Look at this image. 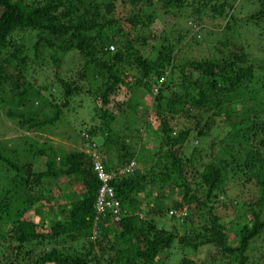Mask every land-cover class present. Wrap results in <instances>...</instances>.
I'll list each match as a JSON object with an SVG mask.
<instances>
[{"label":"trees","instance_id":"obj_1","mask_svg":"<svg viewBox=\"0 0 264 264\" xmlns=\"http://www.w3.org/2000/svg\"><path fill=\"white\" fill-rule=\"evenodd\" d=\"M117 1L129 8L115 19ZM250 2L254 11L241 20L232 14L237 0H0V145L8 137L13 138L8 143L16 146L18 133L20 156L44 158L43 168L33 170L30 163L12 160L8 148L0 147V264H166L163 252L175 249L177 254L207 246L230 257L233 264H264V252L250 249V242L264 228L260 204H246L251 219L235 232L233 245L227 244L212 205L224 197L229 181L254 184L264 197V122L250 117L241 129L233 125L231 139L243 156L236 152L228 161L200 164L191 183L183 174L194 153L186 160L180 156L189 138L200 142L211 137L216 117L228 122V106L242 99L252 80L260 91L250 100L264 112V61H249L234 29L237 23L252 26L257 33L253 45L264 39V0ZM163 15L181 18L178 21L190 18L195 30L201 29L204 19L216 22L215 27L227 36L221 44L229 46L228 53L217 60L178 63L176 45L181 35L171 43L161 32L150 33ZM197 42L195 36L189 41ZM67 59L70 66L64 71ZM47 64L52 78L39 86L33 68ZM255 72L262 74L263 82L253 79ZM153 88L151 112L161 137L152 161L146 162L145 155H137L111 125L123 120L120 116L126 109L135 111L136 91L151 94ZM120 94H129L132 100L115 101ZM82 97L90 99L91 107H86L89 126L80 135L78 149L61 153L44 145L31 150V135H54L58 125L68 123L69 110H76L72 101L79 106ZM176 116L185 123L178 126ZM96 118L100 122L92 123ZM98 141L113 147L116 163L100 160L104 152ZM95 159L107 172L130 164L132 171L110 184L126 214L116 223L105 215L92 240V206L98 188L92 172ZM61 177L72 182L73 192H61L55 184L57 196L48 185L59 183ZM166 184L177 189L178 198L153 211L148 204L136 208L135 194ZM170 193L168 188L162 197ZM164 215L180 219L178 228L187 223L188 232L180 235L174 226L159 225L156 218Z\"/></svg>","mask_w":264,"mask_h":264},{"label":"rangeland","instance_id":"obj_2","mask_svg":"<svg viewBox=\"0 0 264 264\" xmlns=\"http://www.w3.org/2000/svg\"><path fill=\"white\" fill-rule=\"evenodd\" d=\"M115 6L116 8L113 11L115 19L123 17L126 14L125 11L127 8H129L128 5H123L118 1L116 2ZM252 11H254V5L251 4L250 0H237L235 11H233L232 14L234 13L233 15L237 19L244 20ZM179 19L181 18L163 15L161 18L156 20L157 22H155L150 31L151 34L153 32L156 35H159L161 32L162 35L164 34V36H166V39L171 41V43H173V41L177 38L178 33L181 35L182 38L176 45V51L178 52V63H183L185 60L191 59L202 60L210 58L211 60H217L219 57H222L228 53L229 46L224 47L221 44L222 40L227 36L220 32L219 28L215 27L217 25L216 22H211L204 19L201 29L195 30L192 28L193 25L188 22L191 21L190 18H186L185 21H178ZM120 22L121 21H118V24ZM234 29L237 31V34H239V40L242 46L245 48L244 52L247 54L249 61L252 63L264 61V39L262 38L260 44H257L258 46L255 43L253 45L252 40H254V38L257 36V33L252 28V26L249 28H243L241 27L240 23H237ZM193 36H195V39L198 42L195 44H190L189 41ZM149 41H152V39L149 38ZM64 65L65 66L63 70L67 71L70 66L68 59L64 62ZM51 68L52 67L48 64L39 66V70H37V68H33L35 69V74H37L33 75L37 77V84L39 86H43V80L50 81L52 78ZM129 74L132 75L133 72ZM253 79L256 82H263L262 74L258 72L254 73ZM96 84V82H93L92 86L94 87ZM253 87L256 89L253 90ZM257 90L260 91V88H258V86H256L252 80L250 83V88H247V92L243 95L242 99L233 100L230 103V106H228V122L223 121L222 116L220 118L216 117L215 127L211 132L210 138L202 139L200 142L199 140L195 141L189 138L187 143L181 147L180 156L184 160H186V157L189 155L191 156L192 153H194V156H192L194 159L190 161L191 165L185 164L184 166L183 178L186 183H191L196 179V174L201 169L200 164L208 163L212 159H222L228 161L230 154L241 152L240 146L235 142L236 140L231 139L233 125L236 126V129H241L245 125L244 122L250 117H256V120L264 122V112H262L261 108L257 106V103H254L250 100V97L253 96ZM155 91L156 88H153L151 94H148L146 91L138 90L133 96V98H136L135 100H132L129 94L125 96L120 94L114 98L115 101H120L123 98H130L132 103L136 105L134 112L126 109V114L120 116V118L123 120L118 119L113 123V125H111V128L116 132V134L120 136V139L125 140L128 146L134 150L137 155H145L142 160L146 162L152 161L153 154L157 151L158 143L161 137L159 130L156 128L157 122L154 120V115L151 112V100ZM259 97L260 96H258V98ZM81 103L82 104L77 106L78 102L76 100L74 102L72 101L71 106L75 107L76 110L74 112L71 110L72 108L69 110L72 113L69 115L68 112L65 115L68 125L65 123L58 125V127H56L57 132L54 135L47 133H43L41 136L31 135L32 143L24 140L27 143H31V150L35 148L38 151L44 148V145L51 146L53 149L61 151V153L78 149L80 146V135L89 126V112L86 107H91L90 99L87 97H82ZM98 121L99 119L96 118V120L93 119L92 123L96 124ZM175 121H177L178 126H180L181 123H185V121L182 118H179V116H176ZM210 121L212 120L210 119ZM145 123L148 124V127L144 128L142 126H144ZM211 125L213 126L214 122ZM137 130L139 131V134L136 132ZM23 134H21V136ZM61 135H63L65 138H63ZM14 136H16L14 140V144L16 146L8 143L9 141L13 140V138L8 139L7 137L2 142L0 147L8 148L7 155L12 160L16 159L20 164L30 163L33 170H41L43 168L44 158H35L34 155H24V157L20 156L19 154L22 153V150H20L21 148L19 147L20 143L18 139V133H16ZM22 137L24 138V136ZM98 145L101 148V151L104 152L102 153L100 160L103 161L108 158L113 163H116V152H114L113 147L109 148L105 145L103 147L101 141H98L97 146ZM142 150H144L143 154H141ZM240 156H243L242 152ZM170 182V185L173 186V180ZM55 184L61 186V192H73L71 189L72 182L66 181L63 177H61L59 183H51L48 185V188H51L52 191H54V195L60 196V192H56L54 189ZM168 184L158 187L153 186L150 190H144L142 191L143 193L135 194L133 196V203L136 208L138 209L139 206L143 208V205L148 204L149 210L153 211L156 209V207L162 206V202L164 203V201L166 202L172 197L178 198L179 195L177 189L174 187H169ZM168 188H171V193L170 195H167L166 198H163L162 194H165V190ZM225 188L226 192L224 197L213 200L212 205L215 212L214 214L218 217L219 222L222 224L227 234V244L233 245L235 243V232L238 230L240 225H242L244 222L248 223L251 219V215L249 211H247L248 206L246 204L253 202L260 204V206H258L260 210L259 219L264 220V197L260 196L261 194L257 190L256 186L251 183L249 185L239 186L236 183L229 181ZM73 190L75 191V187H73ZM65 196L67 195H64V197ZM157 196L158 199H156ZM66 199V203H68L70 196ZM62 202H64V198L63 200L58 199L57 201V203ZM179 215L182 217V214L180 213L175 214L177 217ZM156 220L158 224L162 225L165 229L174 226L175 230L180 235L188 232L187 223L182 224V228H178L177 222L180 219L170 220L169 215H164L160 219L156 218ZM250 249L251 253H255L256 250L264 252V228L260 231L258 237L250 242ZM163 253L166 257V260L164 261L166 264H179V262L182 260L187 264H233L230 257H222L218 255L214 250H212L210 246L200 247L195 251H177V254H175V249L172 250L171 253L170 251Z\"/></svg>","mask_w":264,"mask_h":264},{"label":"built area","instance_id":"obj_3","mask_svg":"<svg viewBox=\"0 0 264 264\" xmlns=\"http://www.w3.org/2000/svg\"><path fill=\"white\" fill-rule=\"evenodd\" d=\"M112 51V46L108 47ZM96 157L95 153H92ZM132 171V164L123 167L119 170L107 172L102 163L95 159L92 163V172L98 182L96 197L93 203V218H92V239L95 237L96 228L101 223L105 215L110 216L112 222L119 221L126 212L121 209L118 200L115 198L113 188L110 186L111 182L117 177L127 175Z\"/></svg>","mask_w":264,"mask_h":264},{"label":"clouds","instance_id":"obj_4","mask_svg":"<svg viewBox=\"0 0 264 264\" xmlns=\"http://www.w3.org/2000/svg\"><path fill=\"white\" fill-rule=\"evenodd\" d=\"M91 231H92V230H91ZM95 235H96V233H95ZM91 239H92V232H91ZM93 239H94V238H93ZM93 239H92V240H93Z\"/></svg>","mask_w":264,"mask_h":264}]
</instances>
